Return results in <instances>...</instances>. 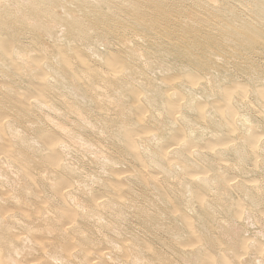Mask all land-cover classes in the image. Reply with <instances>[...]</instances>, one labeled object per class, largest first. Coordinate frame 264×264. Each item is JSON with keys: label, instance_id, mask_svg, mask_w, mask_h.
<instances>
[{"label": "bare ground", "instance_id": "bare-ground-1", "mask_svg": "<svg viewBox=\"0 0 264 264\" xmlns=\"http://www.w3.org/2000/svg\"><path fill=\"white\" fill-rule=\"evenodd\" d=\"M233 1L0 0V264H264V0Z\"/></svg>", "mask_w": 264, "mask_h": 264}, {"label": "rangeland", "instance_id": "rangeland-1", "mask_svg": "<svg viewBox=\"0 0 264 264\" xmlns=\"http://www.w3.org/2000/svg\"><path fill=\"white\" fill-rule=\"evenodd\" d=\"M229 2L232 4V5H234V6H236V7H239V4L238 3H236L235 1H233V0H229ZM238 9H240V10H238ZM235 11L237 12V14L238 15H241L240 14V12L239 11H241V8H237V9H235ZM250 17L251 16H248L247 17V19L249 20V21H251V19H250ZM253 23H255V22H253ZM24 41L25 42H27V43H29V41H28V36L27 37H25V39H24ZM101 50H103V48H101ZM46 60V59H45ZM54 64L56 65V63L54 62ZM52 67H53V65H52ZM73 70V69H72ZM179 70H177V72H178ZM173 74H176V73H173ZM48 74H45V76L43 77V79L41 80V82L40 83H34V78H32L31 80H28V83H26V85H25V89H28V85H30L31 87H32V91H34V88L35 87H37L36 89H38V88H41V89H45L46 87L44 86V83H45V79L46 78H48ZM181 78L179 77V79H174V80H172L170 83H168L169 85H171L172 87H170V86H168V87H166V85H165V82H159V86L161 87V86H164L165 88H166V91H165V93H166V95L167 96H170V95H172L173 93H178V91L179 92H181L180 90H178L177 88H176V85L178 84V83H180L181 82ZM43 83V84H42ZM200 83H203V81H201ZM199 83V84H200ZM12 85H14V84H12ZM264 86V85H263ZM188 87H190L189 85H188ZM192 88V90H198L199 88H200V86L198 85V86H196V87H191ZM35 89V90H36ZM235 96V94H233L232 96H231V100H230V103L232 102V103H234V101H233V97ZM30 101H34V99L33 98H31V100ZM242 103L241 104H247V105H245L247 108H248V111H250L251 112V116H253L256 120H258V121H260L261 123H262V125H264V113L262 114V112H259L258 110H260V109H257V108H259V106H260V102H256L255 100H254V98L251 96V94H248L247 95V98H244L243 100H240ZM179 102L180 103H183V100H179ZM249 107H250V109H249ZM210 108V106H208L207 108H206V110H208ZM176 119H179L180 118V114H176L175 116H174ZM187 141V136L184 138V140L183 141H181L179 144H177V145H174V146H172L170 149H169V152L171 151V150H173V149H176V148H179V146L182 144V143H184V142H186ZM218 147H220V146H214V148L213 149H215V148H218ZM258 147L260 148V147H262L261 145H260V143L258 144ZM197 151V148L196 147H193V148H191V150H190V152L191 153H193V152H196ZM202 153H210L208 150H205V149H202V150H200ZM189 158H192L193 157V154H188L187 155ZM264 158V157H263ZM260 158H258V162H260ZM218 162H220V161H218ZM256 171H258V168L256 169ZM256 230H255V227L253 228V231L251 232V233H253V232H255ZM252 235H254V234H252Z\"/></svg>", "mask_w": 264, "mask_h": 264}]
</instances>
